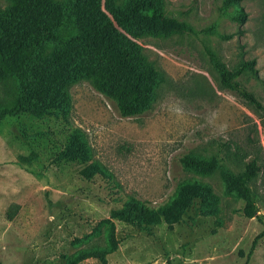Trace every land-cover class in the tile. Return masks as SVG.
Wrapping results in <instances>:
<instances>
[{
	"label": "rangeland",
	"instance_id": "374dc122",
	"mask_svg": "<svg viewBox=\"0 0 264 264\" xmlns=\"http://www.w3.org/2000/svg\"><path fill=\"white\" fill-rule=\"evenodd\" d=\"M163 5L194 31L136 38L163 76L148 111L122 117L82 81L70 87L67 119L24 112L0 121V264H68L79 248L100 241L92 234L104 219L114 225L116 240L105 264H264V0L238 2L247 14L244 23L232 18L236 5L226 0ZM208 50L230 68L255 58L258 78L244 74L238 80L263 108L221 85ZM75 127L110 177L86 180L81 170L87 162L59 157ZM184 155L215 157L235 174L256 159L260 172L249 182L253 216L223 169H185ZM184 179L206 187L212 201L207 210L191 206L179 221L161 218L150 231L111 217L130 195L163 204ZM77 264L101 263L90 257Z\"/></svg>",
	"mask_w": 264,
	"mask_h": 264
},
{
	"label": "trees",
	"instance_id": "16d2710c",
	"mask_svg": "<svg viewBox=\"0 0 264 264\" xmlns=\"http://www.w3.org/2000/svg\"><path fill=\"white\" fill-rule=\"evenodd\" d=\"M4 1L6 4L0 5V89L5 95L0 97V121L24 112L37 117L56 112L67 119L70 87L82 81L111 100L120 116L141 115L151 108L163 76L136 38L194 31L186 21L167 15L163 0ZM239 1L226 3L236 5L232 18L244 23L247 14L237 6ZM208 55L222 86L263 108L259 98L238 80L244 74L258 78L255 58L241 60L230 68L214 51L208 50ZM59 157L87 162L81 170L86 180L96 174L111 176L102 162L93 159L80 127L71 130ZM181 163L198 173L223 169L229 188L245 200L246 214L253 216L254 196L249 182L260 172L256 159L247 162L238 174L227 170L215 157L184 155ZM211 204L204 185L184 179L163 204L154 206L130 195L111 210V217L150 231L161 218L177 222L191 206L205 211ZM108 221L101 220L93 229L92 235H100V241L79 248L68 264L90 257L106 263V255L116 248L114 225ZM102 224H108L103 231Z\"/></svg>",
	"mask_w": 264,
	"mask_h": 264
},
{
	"label": "clouds",
	"instance_id": "9594fccd",
	"mask_svg": "<svg viewBox=\"0 0 264 264\" xmlns=\"http://www.w3.org/2000/svg\"><path fill=\"white\" fill-rule=\"evenodd\" d=\"M182 112V109L180 107H177L175 109V114L179 115ZM225 130H226V126H225Z\"/></svg>",
	"mask_w": 264,
	"mask_h": 264
}]
</instances>
